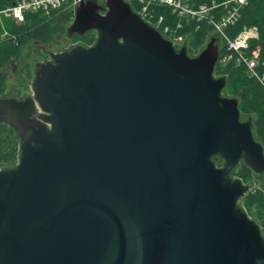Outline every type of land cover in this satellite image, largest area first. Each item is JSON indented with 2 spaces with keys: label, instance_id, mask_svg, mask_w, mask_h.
Instances as JSON below:
<instances>
[{
  "label": "water",
  "instance_id": "95a60500",
  "mask_svg": "<svg viewBox=\"0 0 264 264\" xmlns=\"http://www.w3.org/2000/svg\"><path fill=\"white\" fill-rule=\"evenodd\" d=\"M101 2L81 0L66 33L94 31L91 47L25 59L31 92L0 97L19 140L0 167V264H264L235 176L244 163L264 189V146L215 74L221 36L192 55L126 0Z\"/></svg>",
  "mask_w": 264,
  "mask_h": 264
},
{
  "label": "trees",
  "instance_id": "16d2710c",
  "mask_svg": "<svg viewBox=\"0 0 264 264\" xmlns=\"http://www.w3.org/2000/svg\"><path fill=\"white\" fill-rule=\"evenodd\" d=\"M18 0H0V11L12 6ZM189 5L195 9L201 5L219 6L213 9L210 14L220 19L225 8L221 6L226 0H187ZM137 12L136 5H131ZM57 12V11H56ZM55 12V13H56ZM156 15L163 16L164 25L176 30L178 23H182V28L178 33L185 35L189 43V51L199 52L211 38L213 29L206 21L197 22L181 19L168 6H155ZM55 13L51 21L41 14H27L24 23L7 22L8 28L16 37V41L9 40L0 42V89L6 87V68H11L15 61L20 60L23 49L33 41L46 43L51 40L54 28L52 21L55 20ZM257 28L258 38L250 40L249 48L245 55L249 59H255L259 63L256 68L258 77H250L244 65H239L234 52L226 48L221 41L220 60L227 56L231 59L226 65L217 64L216 76L225 75L228 78L227 95L237 97L240 101V109L244 115L254 116L256 127V138L264 146V0H249L248 5L240 10V17L234 25L226 29L228 36L232 39L240 35L245 29ZM83 40L91 47L96 40L95 32L85 36ZM19 156V140L16 133L6 124L0 125V167L15 163ZM219 166L223 163L217 160ZM235 176L247 182L253 178V172L241 163L236 170ZM249 214L253 216L264 229V192L258 190L249 192L242 200Z\"/></svg>",
  "mask_w": 264,
  "mask_h": 264
},
{
  "label": "built area",
  "instance_id": "2783aa9c",
  "mask_svg": "<svg viewBox=\"0 0 264 264\" xmlns=\"http://www.w3.org/2000/svg\"><path fill=\"white\" fill-rule=\"evenodd\" d=\"M81 0H18L12 6L7 7L0 11V18H5L12 22L22 24L26 21L27 14H41L46 17H51L52 14L63 8L65 5H70L74 9ZM131 5H136L137 13L142 18L151 23L157 29H159L164 36L170 39L175 45L182 46L187 40L185 35L178 33V29L182 28V23H178L177 29H171L169 26L164 25L163 16H158L154 12L155 6H168L172 9V12L181 19L189 21L202 22L206 21L209 26L212 27L214 34L221 36V41L225 44L226 48L235 53L236 59L239 65H244L247 74L250 77H258L256 68L259 65L257 60L249 59L245 52L249 48L250 40L258 38L257 28L245 29L240 35L232 39L228 36L226 29L234 25L240 17V10L248 5L249 0H226L223 6L226 10L225 13L216 19L215 16H211L210 12L219 6L209 7L207 5H201L197 9L191 7L187 0H126ZM14 40L16 37L8 30L0 32V42ZM231 59V56H227L220 60L221 65H226Z\"/></svg>",
  "mask_w": 264,
  "mask_h": 264
},
{
  "label": "rangeland",
  "instance_id": "374dc122",
  "mask_svg": "<svg viewBox=\"0 0 264 264\" xmlns=\"http://www.w3.org/2000/svg\"><path fill=\"white\" fill-rule=\"evenodd\" d=\"M73 8L70 5H65L63 8L61 7V9L57 10V12L55 13V20L52 21V26L54 28V33L52 34V38L50 41L46 42V43H41L42 45H45L49 50L50 53H58V52H62L63 48L64 49H68V47H70L73 44L76 43H84L86 45H88L83 38L84 37H75L73 38L74 40L71 42L70 39L67 36V29L68 27H70V25L73 22L74 19V15H73ZM53 13V14H54ZM53 14L51 17H46L45 15H43L45 18L48 19V21L52 19ZM10 20H7L5 18H0V32L3 30H8L11 34L12 32L10 31V29L8 28V23ZM94 32V31H93ZM92 33V32H90ZM89 33V34H90ZM96 34V33H95ZM38 41H33L31 43H37ZM30 43V44H31ZM29 44V45H30ZM27 45L23 50V54L20 60L15 61L14 63H21L24 62L25 59L27 60H32L33 58H36L37 61L42 62V60L45 58L44 56L48 55L42 48L39 47H34V48H28ZM202 50V49H201ZM200 51V50H199ZM197 53H193L192 55H196ZM30 68H32L29 64H27ZM33 69V68H32ZM34 70V69H33ZM5 73H7V82H6V87L8 88L9 91L12 90H16V92L18 91L19 93H22L23 95L26 93H30L31 92V78L30 80H21V78L19 76L11 79L9 78L12 73L10 72L9 67L6 68L4 70ZM228 92L226 91L225 94H227ZM7 96L6 94L4 95H0V97H5ZM236 173V171H235ZM254 178V176H253ZM251 178V180L244 182V183H252V188L249 192H256L258 190H261L264 192V189L260 186L259 182L256 179ZM251 217L255 216L254 214H250ZM254 218V217H253Z\"/></svg>",
  "mask_w": 264,
  "mask_h": 264
},
{
  "label": "flooded vegetation",
  "instance_id": "af4514ba",
  "mask_svg": "<svg viewBox=\"0 0 264 264\" xmlns=\"http://www.w3.org/2000/svg\"><path fill=\"white\" fill-rule=\"evenodd\" d=\"M99 2L102 3L101 0H99ZM91 32H93V31H91ZM87 35H85V36H87ZM75 37H73V38H75ZM73 38L70 40L71 42L74 40ZM37 43L41 44L42 42H37ZM58 53H60V52H58ZM54 54H57V53H49V55L44 56L45 58L42 60V62H38V63H36V65L39 64V63L50 62L52 60V55H54ZM36 65H35L34 70H33L27 64H24V62L14 63V64H12V67L9 68L10 72L12 73V75L9 78L13 79V78H15L17 76H19L21 78V80H30V78H31L30 81L32 82V80L34 78V75H35ZM4 94H6L7 96L15 95V97H17V98L23 97L22 93H19L18 91L16 92L15 89L12 90V91H9L7 87H5L3 89H0V95H4ZM26 94H28V93H26ZM26 94H24V95H26Z\"/></svg>",
  "mask_w": 264,
  "mask_h": 264
}]
</instances>
